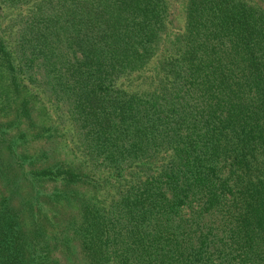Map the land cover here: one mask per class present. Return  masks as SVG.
Instances as JSON below:
<instances>
[{
	"label": "trees",
	"instance_id": "trees-1",
	"mask_svg": "<svg viewBox=\"0 0 264 264\" xmlns=\"http://www.w3.org/2000/svg\"><path fill=\"white\" fill-rule=\"evenodd\" d=\"M0 264H264V0H0Z\"/></svg>",
	"mask_w": 264,
	"mask_h": 264
},
{
	"label": "rangeland",
	"instance_id": "rangeland-1",
	"mask_svg": "<svg viewBox=\"0 0 264 264\" xmlns=\"http://www.w3.org/2000/svg\"><path fill=\"white\" fill-rule=\"evenodd\" d=\"M179 4V3H178Z\"/></svg>",
	"mask_w": 264,
	"mask_h": 264
}]
</instances>
